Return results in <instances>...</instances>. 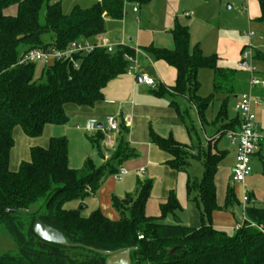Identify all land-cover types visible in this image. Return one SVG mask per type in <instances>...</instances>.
<instances>
[{"label": "trees", "instance_id": "1", "mask_svg": "<svg viewBox=\"0 0 264 264\" xmlns=\"http://www.w3.org/2000/svg\"><path fill=\"white\" fill-rule=\"evenodd\" d=\"M11 6H15L14 14L7 12ZM260 8L259 20L264 24V0H260ZM124 13V0H96L89 7L76 5L69 13L63 12L60 1L0 0V224L17 246L14 253L0 254V264H105L107 256L85 245L103 250L133 247L131 264H264V206H246L245 219L231 234L212 225V212L220 209L214 178L223 152L200 147L188 150L170 136L151 135L152 141L172 156L168 165L173 169L184 171L193 158L202 161L201 177L188 178L186 183L187 193H195L194 199L202 206L198 227L176 220L163 222L168 215L175 217L181 208L173 190L159 204V214L148 215L145 207L152 188L150 179L137 181L134 198L113 197L118 219H110L98 209L88 216L64 209V202L70 199H79L84 207L82 200L94 194L108 175L118 171V164L133 155L123 138L113 148L106 146L100 129L89 136L97 154L104 158L99 164L87 158L80 169L71 168L66 138L51 137L46 147H32L30 159L22 161L17 170L9 168L15 127L28 137H38L45 125L66 122L67 104L93 106L102 99L106 83L128 71L130 62L124 54H133V50L126 45H118L111 52L95 48L73 54L72 61L49 64H18L19 55L29 48L64 49L80 38L94 41L105 32L106 19H121ZM171 34L172 49L148 46L145 51L176 69L174 91L185 94L200 116L213 94H198L197 71L212 69L214 93L227 95L214 125L221 123L227 97L235 95L240 86L237 71L221 67L215 54L204 55L197 45L190 48L186 25L176 22ZM253 60L264 62V50L255 49ZM36 72L43 81L36 78ZM240 123L238 115L234 122L218 125L216 133L238 129ZM107 150L110 153L105 157ZM234 201L228 187L222 207L227 209ZM8 208L16 211L7 212ZM36 220L63 232L69 243L81 245L65 246L41 239L33 230Z\"/></svg>", "mask_w": 264, "mask_h": 264}, {"label": "crops", "instance_id": "2", "mask_svg": "<svg viewBox=\"0 0 264 264\" xmlns=\"http://www.w3.org/2000/svg\"><path fill=\"white\" fill-rule=\"evenodd\" d=\"M222 5V11L224 8L226 10L234 9L236 11L232 18L229 13H223L220 10ZM213 9L216 10L214 11ZM15 10L14 8V11H11L9 14H14ZM131 12L136 16L135 18L138 24L135 30H127V22L122 21L119 26L125 31V34L121 31L120 37L109 36L105 25L106 30L102 36H105L111 43H122L132 48V50L133 48L139 50L138 53L133 52L136 62L133 64L132 69L108 81L102 88V99L97 101L93 106L88 107L67 104L65 106L67 116L66 122L63 124L45 125L42 134L38 137H28L19 126L15 127L13 129L14 145L9 154V168L13 171L17 170L22 161L30 159V149L32 147H46L51 137L66 138L69 160V144L73 138L78 137L80 130L88 139L91 148L95 151L98 162L101 163L104 158L102 159L99 154H97L89 140V136L95 134L97 130L93 133H87L85 130L86 121L94 118L97 120L98 125L105 123L104 119L106 115L117 116L121 123V127L118 131L112 133V142L110 144L106 143V146L113 148L117 144L118 139L123 138V141L126 142L129 150L133 152V155L123 160L122 163L126 168H129V172L133 169L136 170V183L138 180H153L156 178L159 179V183L161 184V190L158 196L151 198L150 192V197L145 207V211L148 215L159 214V204L164 201L170 190L174 191L177 189L179 184V173L186 171L190 165H187L184 171L173 169L168 165L169 161L172 160V156L167 151L160 149L151 139L152 134L160 137L170 136L180 144L187 146L188 150L200 147L204 150L210 149L212 152L218 154L223 152V157L217 166L214 178L216 201L220 209L212 212L211 221L215 228H231L235 223L236 228L238 224L245 219L244 212L246 206L250 204L264 206V144L260 145L251 156L250 163L252 171L246 177L245 181L243 183H233L231 175L235 164L236 145L230 142L225 132L222 135H225L229 140V146L225 145L222 148H218L222 135L216 133V128L220 124L230 123L236 120L239 113L235 108V104L238 95L243 92L252 93L254 100L252 101L251 108L256 115L258 126L264 128V83L251 87L249 77V79H244L243 75L238 74L237 68L224 67L219 64V60H225L229 63L243 60H240V55L243 47H247V45L244 44L245 41H242V39L236 38L234 30L231 31V25L236 23V19L248 24V26L255 25L256 22H262L259 20L261 15L260 0H161L157 7V20L154 27H148L147 25V21L151 16L149 6L142 11L137 9L134 12L131 9ZM185 12H188V14ZM127 15L128 12L125 11L124 16ZM123 17L121 19H123ZM121 19L114 20L121 21ZM231 19L234 21L231 22ZM203 20L216 22L215 25H217V28H214L215 30L213 32L209 33L207 31L199 37L195 32V26ZM141 21H145V24L142 22V25H140ZM176 22L188 27L190 48L197 45L204 55L215 54L218 58L217 62L221 67L228 70L234 69L238 74L240 86H238L237 93L227 97L226 116L221 123H217L216 125H214V121L227 95L223 92L214 93V90L211 93L213 94L212 100L216 98L219 100V106L215 116L211 119L210 123H208L209 125L207 124V126L212 129L213 137L208 138L207 143L203 145L200 143L196 146L190 145L182 140L184 132L192 139L190 133L194 128V118H191V113H197L202 126L204 124L202 120L205 119L203 118L204 112L203 115L200 116L196 107L185 94H179L174 91L173 87L176 81V69L166 61L156 59L151 53L146 52L144 49L148 46L172 49L174 47V41L171 29ZM220 25H223L224 29L219 27ZM112 28L111 26V29ZM243 35L245 37L247 36L246 38H248L249 43L253 40V35L248 36L244 33ZM260 37L263 38V35ZM97 39L98 37L93 38L94 41ZM240 66L242 68H247L251 77L249 68L242 65ZM205 69L210 71L207 70V72ZM256 73L255 75L264 81V75H257ZM142 74L154 78L155 85L151 86L144 83L140 78ZM202 74L205 75L206 79L208 77L209 80L212 81L213 86L214 72L210 68H200L197 71V80L200 84L198 94L204 97L200 90ZM109 153V150H107L105 152V157H107ZM253 157H258L261 163L260 166L254 168V164L252 163ZM87 158L92 157L88 156L85 159L83 157L84 160ZM193 159H190V163ZM140 168L144 169L142 174L139 172ZM119 169H124L122 164L119 165L118 170ZM128 171L120 179H115L113 175V179L116 182L121 181L122 178L128 174ZM133 176L126 180V186L130 184ZM188 178L193 177L187 175V179ZM228 187L232 189L235 201L231 207L225 209L222 206L225 201ZM244 190L249 194V201L246 204L243 203L242 198ZM239 200L242 205L241 216H237L234 212L236 207H238V209H240L239 206L241 207ZM180 210H182V207ZM177 212L175 213V217L173 216V220L179 221ZM193 224L196 225L195 221H188V226H199H193Z\"/></svg>", "mask_w": 264, "mask_h": 264}, {"label": "rangeland", "instance_id": "3", "mask_svg": "<svg viewBox=\"0 0 264 264\" xmlns=\"http://www.w3.org/2000/svg\"><path fill=\"white\" fill-rule=\"evenodd\" d=\"M51 1H60L61 3V8L64 13H69L74 6H79V7H89L91 6L96 0H51ZM161 2V0H149L146 3H139V2H131L124 0V12L127 11L128 15L124 16L121 21L118 20H110L107 19L105 21V25L107 28V32L109 36H114V37H120L119 35L121 34V31H123L122 28H120V24L122 21L127 22V30H135L138 27L137 21H136V16L133 15L131 12V9L133 6H136L137 9L142 11L143 9L148 8L149 6V12L151 16L149 17L150 19L147 21L148 27H154L156 24L157 20V7L158 4ZM221 6V11H222ZM225 7V6H224ZM15 6H11L8 8L7 12L11 13V11H14ZM214 11L216 9H213ZM223 13H229L231 15V18L236 12L234 9L232 10H226L225 8L222 11ZM234 21L231 19V22ZM121 22V23H120ZM145 24V21H141L142 25ZM233 25H231V31L234 30V34L236 38L242 39V41H245L244 44L250 45L247 46L245 49L249 50H264V37H260L263 35V30H264V24L263 22H256L255 25L248 26V24L241 22V20L236 19ZM216 22H211V21H206L203 20L201 23L197 24L195 26V32L197 36L200 37L201 34H204L205 32H213L216 28L217 25H215ZM111 26L113 27L111 29ZM222 29H224L223 25H220ZM215 28V29H214ZM252 31L253 34V40L249 43L248 38H246L243 33L244 32H249ZM233 33V32H232ZM123 34H125V31H123ZM192 48V47H191ZM240 60L242 58V54L240 55ZM225 61V60H224ZM219 60V64L224 66V67H230V68H237L238 74L243 75L244 79H247L248 77L250 78V74L247 70V68H242L239 64L240 61H237L235 63L233 62H224ZM253 66L256 69V74L257 75H264V62L258 61V60H253L251 62ZM206 71L208 69H205ZM205 71V72H206ZM210 71V70H208ZM207 71V72H208ZM243 73V74H242ZM36 78L40 79V81L44 80V77H40V73L36 72ZM256 76V75H255ZM201 93L204 97H207L211 95L213 91V86H212V81L209 80V78L205 77L204 74L201 76ZM248 78V79H249ZM219 106V100L216 98L214 100H211L209 102L208 106L206 107L204 111L202 122L204 123L201 126V121L198 119L197 113H191V118H194L193 126L194 128L191 130V136L192 139H190L187 135L186 132H184V137L182 141H185L186 143H189L190 145H197L198 143L200 144H205L208 141V138L213 137L212 135V129L207 126L208 123H210L211 119L215 116L216 111ZM209 125V124H208ZM204 128V131H203ZM229 140L225 137V135H222L220 137V141L218 144V148H222L225 145H228ZM229 146V145H228ZM69 166L73 169H80L83 164H84V159L88 156H91L93 160L99 164L97 155L95 154V151L91 148L88 139L85 137L83 132L80 130L79 135L76 138H73V140L69 144ZM84 157V159H83ZM252 163L254 164V168L258 167L261 165L258 157H253ZM123 165L124 169L128 171L129 168H126L124 164L121 162ZM118 164V167L119 165ZM202 164L201 160L198 159H193L189 165V167L186 169L184 172L179 173V184L177 186V189L174 190L176 197L178 199V202L180 203L182 210L177 212V216L179 221L182 224L188 225V221H195L196 225L201 224V219H200V212L199 209L201 210L202 206L201 203H197V201L194 200L195 193H190V195L187 193L186 189V180H187V175L199 179L202 175ZM136 170L133 169L130 172L128 171V174L125 175L121 181L116 182L113 179L114 174L108 175L103 183L100 185L94 194L85 197L82 200V203L85 205L84 208H82V204L80 203L81 201L79 199H70L64 202L63 208L64 209H70V210H79L82 216H88L90 213L96 209L100 210L104 215L109 217L110 219H118L120 217L119 212L117 209L113 206L112 199L113 197L115 198H123L125 195H130L131 197H135V184H136ZM134 175V176H133ZM131 176H133L130 184L126 186V180L130 179ZM160 177V176H159ZM152 180V179H151ZM152 188H151V198L154 196H158L160 190H161V184L159 183V179H153L152 180ZM124 186V187H123ZM114 190V191H113ZM123 195V196H120ZM236 198V197H235ZM237 200V199H236ZM154 202V201H153ZM157 202V201H156ZM156 204V203H155ZM239 204L241 205V201L239 200ZM236 206V205H235ZM235 208V214L237 216H241V207L239 206ZM231 210V209H230ZM173 216L168 215L165 219H163V222L165 223H171L173 222ZM236 224V223H235ZM235 224L231 226V228H217L223 231H226L227 233H233L235 229ZM191 225V224H189ZM193 224V226H196ZM17 246L11 236L5 231L4 227L0 224V254L3 253H14L16 252Z\"/></svg>", "mask_w": 264, "mask_h": 264}, {"label": "built area", "instance_id": "4", "mask_svg": "<svg viewBox=\"0 0 264 264\" xmlns=\"http://www.w3.org/2000/svg\"><path fill=\"white\" fill-rule=\"evenodd\" d=\"M132 10L135 12L137 10L136 6H133ZM188 14V12H185ZM248 36H252L253 32H244ZM124 46V44H114L111 43L105 36L98 37L97 40L91 41L86 38H80L71 41L68 46L64 49H58L54 46H48L46 48H29L23 51L18 58V64H28V63H43L49 64L52 61L69 59L73 60V54L75 53H88L95 48H104L111 52L116 46ZM250 47V45H247ZM134 53H138L137 48H133ZM242 58L248 63V68L251 73L250 86H256L264 83L263 80L255 76L256 69L251 63L253 61V50L244 49L242 52ZM124 57L130 62L128 71L133 67L136 62L134 54L125 53ZM141 80L151 86L155 85L154 78L142 74L140 76ZM254 97L251 92H243L238 95L236 100L235 108L240 115L241 123L238 129L226 131V135L232 144L236 145V156L235 164L232 169L231 180L233 183H243L246 177L251 173L252 166L250 163L251 156L256 152L261 144H264V128L258 126V121L256 115L251 108L252 101ZM104 124L98 127L97 120L94 118L88 119L85 124V130L87 133H93L94 131L100 129L104 133L105 142L110 144L112 142V133L118 131L120 121L117 116L106 115L104 119ZM143 168L139 169L142 174ZM127 171L125 169H119L114 173L115 179H120ZM243 203L246 204L249 201V194L246 190L243 192ZM238 227V226H237ZM142 236H139L141 238Z\"/></svg>", "mask_w": 264, "mask_h": 264}, {"label": "water", "instance_id": "5", "mask_svg": "<svg viewBox=\"0 0 264 264\" xmlns=\"http://www.w3.org/2000/svg\"><path fill=\"white\" fill-rule=\"evenodd\" d=\"M240 65L247 67L248 63L246 60H241ZM102 124H98V127H101ZM15 209L8 208L7 212H15ZM33 230L35 234L43 240L58 243L65 246H80L81 244L69 243L63 232L60 230L46 224L42 220H36L33 225ZM90 250H93L97 253L107 256L105 264H131L130 251L133 247L120 248L116 250H103L94 248L91 246H84Z\"/></svg>", "mask_w": 264, "mask_h": 264}]
</instances>
